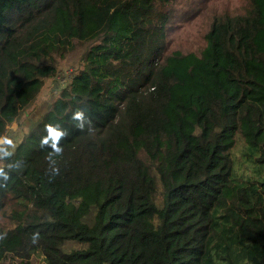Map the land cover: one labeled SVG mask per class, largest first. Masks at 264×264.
Segmentation results:
<instances>
[{
    "label": "trees",
    "instance_id": "16d2710c",
    "mask_svg": "<svg viewBox=\"0 0 264 264\" xmlns=\"http://www.w3.org/2000/svg\"><path fill=\"white\" fill-rule=\"evenodd\" d=\"M213 1L0 0V264H264V0Z\"/></svg>",
    "mask_w": 264,
    "mask_h": 264
},
{
    "label": "rangeland",
    "instance_id": "374dc122",
    "mask_svg": "<svg viewBox=\"0 0 264 264\" xmlns=\"http://www.w3.org/2000/svg\"><path fill=\"white\" fill-rule=\"evenodd\" d=\"M241 2L242 0H214L210 5L220 10L221 8H229ZM207 16H209V12H206L205 16L198 17L190 23L177 25L168 46L172 49L179 50L199 47L201 45V38L199 36L203 33V28L207 24ZM75 67L76 64L73 63L72 57L67 58L59 62L58 71L54 76L45 78L34 101L20 113L17 121L8 125L6 135L11 146L15 145V142L28 132L45 113L51 102L59 94L60 89L66 83L68 73ZM2 141L3 139H0V142Z\"/></svg>",
    "mask_w": 264,
    "mask_h": 264
},
{
    "label": "clouds",
    "instance_id": "9594fccd",
    "mask_svg": "<svg viewBox=\"0 0 264 264\" xmlns=\"http://www.w3.org/2000/svg\"><path fill=\"white\" fill-rule=\"evenodd\" d=\"M76 119H78V120H79V119H83V113H82V112L77 113V114H76ZM63 135H65V133H62V132H61V133H55V143L53 144V148H54V150H55L57 153H59V152L61 151V149H60L59 147H57V144H58L59 139H60ZM44 143H47V140H45ZM0 177H2L4 180H7V179H8L7 174L4 173L2 169H0Z\"/></svg>",
    "mask_w": 264,
    "mask_h": 264
},
{
    "label": "snow or ice",
    "instance_id": "6c2138e0",
    "mask_svg": "<svg viewBox=\"0 0 264 264\" xmlns=\"http://www.w3.org/2000/svg\"><path fill=\"white\" fill-rule=\"evenodd\" d=\"M53 135H55V133H53Z\"/></svg>",
    "mask_w": 264,
    "mask_h": 264
},
{
    "label": "built area",
    "instance_id": "2783aa9c",
    "mask_svg": "<svg viewBox=\"0 0 264 264\" xmlns=\"http://www.w3.org/2000/svg\"><path fill=\"white\" fill-rule=\"evenodd\" d=\"M70 72H71V70H70ZM70 72H69V73H70Z\"/></svg>",
    "mask_w": 264,
    "mask_h": 264
}]
</instances>
